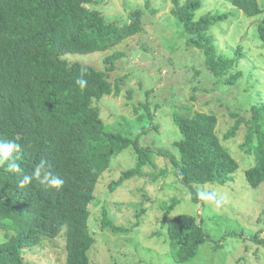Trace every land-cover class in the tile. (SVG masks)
<instances>
[{"label":"trees","instance_id":"obj_1","mask_svg":"<svg viewBox=\"0 0 264 264\" xmlns=\"http://www.w3.org/2000/svg\"><path fill=\"white\" fill-rule=\"evenodd\" d=\"M249 17L264 11L259 0H231ZM96 0H0V141L15 140L21 150L13 153L20 172H9L8 161L0 165V264H30L27 255L45 240L65 238V264H92L88 253L96 243L89 227L91 206L102 176L113 160L132 148L136 167L111 184L116 191L147 165L151 149L137 138L107 131L101 111L94 106L105 96L118 97L125 79L112 80L116 62L123 56L113 53L105 59V71L94 66L71 63L68 55L108 52L144 32L145 11H132L130 23L121 24L92 8ZM173 17L188 45L204 53L206 67L218 80L236 66L218 54L211 28L234 14H207L196 20L200 0H173ZM150 11V8H147ZM146 10V12H147ZM154 12V11H153ZM264 46V18L258 24ZM85 69L87 86L81 89L76 78ZM234 76L226 82L236 83ZM224 82V81H223ZM222 83V82H221ZM220 84V83H219ZM194 99V98H193ZM253 120L239 119L223 141L237 137L243 122L248 126L246 146L255 158L246 171L253 190L264 184V108H254ZM142 119V118H141ZM174 122L182 140L175 143L179 158L170 154L176 178L188 186L198 202V189L226 185L232 181L239 163L218 135L219 119L206 112L191 114L181 108ZM45 162L47 170L64 180L60 188L33 179L20 186L25 174H32ZM43 178V172L41 179ZM195 201V202H196ZM180 203L177 198L165 207V220ZM104 226H112L104 221ZM167 234L177 262H193L210 240L203 221L182 214L167 223ZM253 241L264 244L257 235Z\"/></svg>","mask_w":264,"mask_h":264},{"label":"rangeland","instance_id":"obj_2","mask_svg":"<svg viewBox=\"0 0 264 264\" xmlns=\"http://www.w3.org/2000/svg\"><path fill=\"white\" fill-rule=\"evenodd\" d=\"M200 1L196 20L210 13L234 14L209 31L220 56L236 62L238 49L242 52L225 76L228 80L240 74L234 85L215 78L206 67L204 53L190 47L188 37L180 34L172 15L173 0H96L93 9L123 25L130 23L132 11L144 10V32L108 52L66 57L71 63L105 71L108 56L123 55L112 73L113 81L125 79L122 92L118 97L105 96L94 106L100 109L110 133L137 138L147 129L140 144L151 149L143 170L116 191H111V184L136 167L132 148L113 160L97 185L89 221L96 240L88 253L92 264H180L172 252L167 223L182 214L198 217L210 236L198 257L187 264H264V244L253 241L257 235L264 241V184L255 191L246 182V171L255 161L246 150V123L237 137L223 141L239 119L253 120L254 108H264V46L257 31L264 12L249 17L231 0ZM259 3L264 11V0ZM181 108H188L191 114L216 115L218 135L239 163L228 184L198 189L216 192L223 200L219 209L199 197L197 202L191 189L176 178L172 161L160 154L179 158L175 143L182 136L174 114ZM174 198L180 203L164 224V208L171 206ZM106 220L117 232L104 226ZM5 240V233L0 232V244ZM65 243L62 237L45 240L27 259L30 264H65Z\"/></svg>","mask_w":264,"mask_h":264},{"label":"clouds","instance_id":"obj_3","mask_svg":"<svg viewBox=\"0 0 264 264\" xmlns=\"http://www.w3.org/2000/svg\"><path fill=\"white\" fill-rule=\"evenodd\" d=\"M86 70L81 69V74L76 78L75 84L81 89H84L87 86V80L84 78ZM21 150V145L16 143L15 140L0 141V163L8 161L7 170L9 172H20V165L15 162V157L13 153H17ZM43 172V178L41 175ZM40 180L41 183H47L51 187L60 188L64 184V180L59 176L54 175L51 171L47 170L45 167V162L42 161L39 165L36 166L32 174H25L20 181V186L30 184L33 179ZM198 197L215 208L219 209L223 205V200L218 196L214 191H199L197 193Z\"/></svg>","mask_w":264,"mask_h":264}]
</instances>
